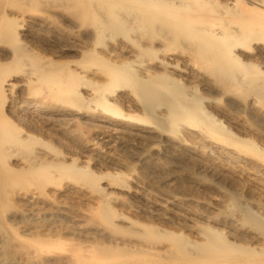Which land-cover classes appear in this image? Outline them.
<instances>
[{
  "label": "bare ground",
  "instance_id": "obj_1",
  "mask_svg": "<svg viewBox=\"0 0 264 264\" xmlns=\"http://www.w3.org/2000/svg\"><path fill=\"white\" fill-rule=\"evenodd\" d=\"M0 185L106 264H264V0H0Z\"/></svg>",
  "mask_w": 264,
  "mask_h": 264
},
{
  "label": "rangeland",
  "instance_id": "obj_2",
  "mask_svg": "<svg viewBox=\"0 0 264 264\" xmlns=\"http://www.w3.org/2000/svg\"><path fill=\"white\" fill-rule=\"evenodd\" d=\"M52 223L49 213L23 211L8 188L0 185V264H106L100 262L105 249L84 245L80 229L53 228ZM61 226L66 224L61 221ZM52 253L62 255V262L40 260Z\"/></svg>",
  "mask_w": 264,
  "mask_h": 264
}]
</instances>
